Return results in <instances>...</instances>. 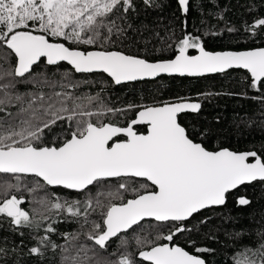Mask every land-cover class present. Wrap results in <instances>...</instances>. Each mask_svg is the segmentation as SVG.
<instances>
[{
  "label": "snow or ice",
  "instance_id": "obj_1",
  "mask_svg": "<svg viewBox=\"0 0 264 264\" xmlns=\"http://www.w3.org/2000/svg\"><path fill=\"white\" fill-rule=\"evenodd\" d=\"M172 3L179 35L155 33L159 46L145 40L142 55L123 50L140 31L131 20L159 0H0V230L20 237L0 238V264H215L221 244L235 246L228 264H264V215L236 230L238 218L223 211L230 200L252 205L242 188H264V143L259 153L209 149L221 131L182 121L202 109L190 97L117 107L103 88L77 94L92 75L120 86L245 70L264 131V16L243 21L242 33L226 28L260 46L210 51L204 36L221 33L188 31L191 0ZM65 221L79 228L60 232ZM244 237L251 246L238 243Z\"/></svg>",
  "mask_w": 264,
  "mask_h": 264
},
{
  "label": "trees",
  "instance_id": "obj_2",
  "mask_svg": "<svg viewBox=\"0 0 264 264\" xmlns=\"http://www.w3.org/2000/svg\"><path fill=\"white\" fill-rule=\"evenodd\" d=\"M159 2L162 5L160 9L149 10L148 12H144L141 9L138 15L132 17L131 22L134 28L140 31L139 33L129 32V36L135 40V43L130 41V47H125L123 50H130L133 54L139 50L140 54L143 55L145 40L150 41L149 48L159 46L153 40L155 33L159 32L163 36L166 29L172 28L179 35L180 21L176 20L173 15L175 4L172 3V0H159ZM250 9L252 10L251 12L249 11ZM218 13L223 15V20L217 19L216 14ZM254 16H264V0H191V11L187 17V30L202 35L211 27L212 30L220 32L221 34L218 36H204L207 50H247L250 47L260 46V42L257 40L253 43L246 39L244 35L228 33L226 28L235 26L242 33L243 21H251ZM201 20L206 23L201 25ZM35 70L40 71L39 68ZM243 75H245L244 71L232 70L221 75L204 78L161 77L154 81L121 86L103 83L104 77L92 75L87 77L90 83L78 89L77 94L88 93L95 95L97 92H101L103 88L102 97L105 100L110 99L114 106L117 107H122L129 101H142L146 104H152L165 100H174L176 97H190L193 101L198 100L201 102L202 109L198 115H182V121L187 123L195 121L197 124L208 123L221 131L219 139H210L205 143L206 147L214 149L224 146L236 151L254 149L259 153L261 151L260 145L264 143V131L257 126L260 123L259 112L262 108L259 101L250 99V97L259 95V93L247 87L246 82H242ZM77 79H81L80 75H77ZM24 90V88H21V91ZM204 92H211L214 95L207 98L199 96L200 93ZM242 92H246L247 97L226 94ZM215 93H219V95H215ZM250 121H254V123L249 127L247 125ZM238 125L239 127H237ZM64 127H67V125L65 124ZM139 131L143 132L145 129L140 127ZM57 191L60 192L61 196L67 197L70 195L75 197V193L69 194L66 191ZM241 192H246L248 197L252 199V205L250 207L236 208L230 200L228 208L223 211H230L232 216L238 218L239 222L236 225V230L241 228L248 230L255 227L252 224L253 216L259 219L261 215H264V197H262L264 188L256 185L246 189L242 188ZM24 196L26 199L24 207L31 212L33 207L30 202L31 198L27 193H24ZM90 219H97L99 222L98 217L95 215L90 217ZM57 227L60 232H73L79 228V225L75 222L65 221L57 225ZM4 236H7L12 243H19L20 237L12 233L6 224L0 230V238ZM54 239L58 243L64 242L58 236L54 237ZM178 242L182 243V241ZM25 243H28V241L25 240ZM238 243H248L251 246L252 240L244 237ZM217 247L219 250L211 259L214 260L215 264H228L235 246L229 248L221 244Z\"/></svg>",
  "mask_w": 264,
  "mask_h": 264
},
{
  "label": "water",
  "instance_id": "obj_3",
  "mask_svg": "<svg viewBox=\"0 0 264 264\" xmlns=\"http://www.w3.org/2000/svg\"><path fill=\"white\" fill-rule=\"evenodd\" d=\"M195 54V53H194ZM229 71H232V70H228L227 72H229ZM240 71H244L245 72V70H240ZM226 72V73H227ZM77 75H79V74H77ZM215 75H221V74H209V75H206V76H204V77H209V76H215ZM161 77H170V76H168V75H166V74H162L161 75ZM161 77H159V78H161ZM171 77H178V76H171ZM204 77H178V78H190V79H197V78H204ZM159 78H157V79H159ZM156 80V79H155ZM146 81H154V80H146ZM142 82H145V81H142ZM133 83H139V82H132V83H130V84H133ZM127 85V84H126ZM116 86V85H115ZM121 86V85H120ZM186 114H192V113H186ZM184 115V114H183Z\"/></svg>",
  "mask_w": 264,
  "mask_h": 264
}]
</instances>
